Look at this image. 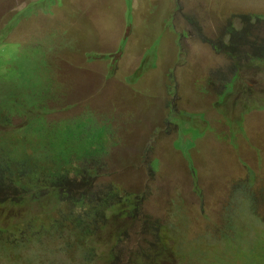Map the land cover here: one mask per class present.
I'll list each match as a JSON object with an SVG mask.
<instances>
[{
	"label": "rangeland",
	"instance_id": "374dc122",
	"mask_svg": "<svg viewBox=\"0 0 264 264\" xmlns=\"http://www.w3.org/2000/svg\"><path fill=\"white\" fill-rule=\"evenodd\" d=\"M131 4L0 0V48L23 65L26 105L35 107L12 124L44 115L48 134L69 125L77 131L92 119L87 110L112 121L116 146L102 180L142 195V210L124 228L110 264H133L158 228L161 244L174 246L178 257L165 264H264V0ZM157 41V67L129 81ZM52 74L47 100L42 90ZM9 129L0 118V131ZM0 213L6 220L16 212L7 206ZM110 240L101 236L97 244L108 252ZM84 262L78 250L71 260L30 241L0 244V264Z\"/></svg>",
	"mask_w": 264,
	"mask_h": 264
},
{
	"label": "trees",
	"instance_id": "16d2710c",
	"mask_svg": "<svg viewBox=\"0 0 264 264\" xmlns=\"http://www.w3.org/2000/svg\"><path fill=\"white\" fill-rule=\"evenodd\" d=\"M130 13L132 19L126 20L128 26L134 21L133 7ZM126 43L124 39L120 52ZM233 44L237 47L235 40ZM150 48L137 71L128 78L134 84L157 67L158 41ZM262 54L264 57V49ZM7 55L15 56L8 47L0 48V118L10 127L0 131V193L10 192L6 202L0 199V209L8 206L16 213L6 220L0 213V244L18 245L30 241V245L38 244L49 252L62 251L71 260L76 259L78 250L84 264H93L95 259L110 264L117 257L114 248L121 243L124 228L135 221L142 210V195L102 180L107 177L103 166L111 148L116 146L112 121L99 122L87 110L85 114L92 119L86 120L88 123L77 131L69 125L67 130H52L48 134L46 127L50 122L44 120V115L37 122L27 119L21 126L12 124V117L25 120L35 107L26 105L25 97L30 89L25 90L23 86L26 73L23 65L8 59ZM10 65H14L13 70L6 72ZM10 72L8 78L6 75ZM15 73L21 77L16 79ZM51 80L52 85L42 90L47 100L55 87L53 74ZM30 96L35 97V94ZM10 108L16 113L13 116ZM78 143L81 145L77 146ZM152 162L149 166L155 170ZM189 168L194 191L200 195L196 170L191 163ZM101 236H109L108 244L113 243L108 252L97 244ZM174 256L178 259L174 246L161 244L157 233L148 250H138L133 264H165L172 262Z\"/></svg>",
	"mask_w": 264,
	"mask_h": 264
},
{
	"label": "clouds",
	"instance_id": "9594fccd",
	"mask_svg": "<svg viewBox=\"0 0 264 264\" xmlns=\"http://www.w3.org/2000/svg\"><path fill=\"white\" fill-rule=\"evenodd\" d=\"M158 229H159V228H158ZM158 229H157V231H158ZM157 233H159V232H157ZM151 242H152V241H151ZM151 242H150V243H151ZM7 245H10V244H7Z\"/></svg>",
	"mask_w": 264,
	"mask_h": 264
}]
</instances>
